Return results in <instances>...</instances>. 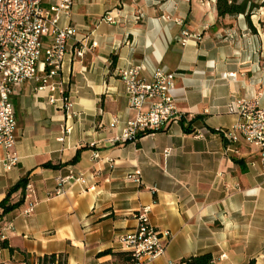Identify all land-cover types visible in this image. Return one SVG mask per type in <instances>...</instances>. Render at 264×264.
Instances as JSON below:
<instances>
[{
  "label": "crops",
  "instance_id": "0c3cea01",
  "mask_svg": "<svg viewBox=\"0 0 264 264\" xmlns=\"http://www.w3.org/2000/svg\"><path fill=\"white\" fill-rule=\"evenodd\" d=\"M214 4L74 1L59 26L73 28L75 37L61 73L47 82L57 90H39L43 84L29 80L11 94L16 144L8 153L15 164L6 169L0 149V202L27 177L34 208L25 215L24 202L0 217L6 245L0 264H39L51 255L66 264H132L117 239L136 228L143 208L149 224L169 234L164 255L150 264H186L204 255L210 264H264V161L256 147L222 136L238 121L230 102L257 98L264 106V7L219 17ZM109 13L115 25L101 20ZM49 43L45 38L43 45ZM80 43L86 51L75 59ZM134 66L146 83L157 69L175 75L172 96L185 119L110 146L119 132L109 129L111 119L135 117L119 76ZM70 175L84 182H69L56 194L57 179Z\"/></svg>",
  "mask_w": 264,
  "mask_h": 264
},
{
  "label": "built area",
  "instance_id": "2783aa9c",
  "mask_svg": "<svg viewBox=\"0 0 264 264\" xmlns=\"http://www.w3.org/2000/svg\"><path fill=\"white\" fill-rule=\"evenodd\" d=\"M74 1L0 0V149L7 152L6 169L15 164V159L8 153L16 144V120L11 102L13 88L25 81L35 80L43 84L39 90L48 89L50 93L57 90L47 82L61 73L69 51L68 41L75 37L73 28L59 26L61 17L68 16ZM208 1L215 3V0ZM101 20L112 25L117 23L111 13ZM45 38H50L47 46L43 45ZM85 49L86 46L80 43L72 50L73 58L81 59ZM141 70V66H134L119 72L135 117L126 123H121L116 117L111 119L109 129H118L119 132L109 140L110 146L135 143L144 135L153 136L173 124H181L185 119V114L177 109L172 96L175 75L157 69L151 82L146 83L140 78ZM39 71L43 76H37ZM58 91L61 95L65 93L62 86ZM62 101L66 108L71 106L67 98ZM49 103H55L53 96L49 97ZM228 112L236 115L238 121L222 132L223 138L230 144L243 140L256 147L264 161V106L257 98L239 99L229 103ZM66 131L69 132V129ZM93 158H98V154L94 153ZM131 178L138 181L139 172ZM69 182L83 183L84 179L72 175L59 178L55 193L60 194ZM31 193L32 189L27 185L25 215L33 212ZM0 239L4 237L0 236ZM168 241V232H160L149 224L148 208L138 212L136 228L117 239L119 249L131 259L132 264H150L160 259Z\"/></svg>",
  "mask_w": 264,
  "mask_h": 264
},
{
  "label": "trees",
  "instance_id": "16d2710c",
  "mask_svg": "<svg viewBox=\"0 0 264 264\" xmlns=\"http://www.w3.org/2000/svg\"><path fill=\"white\" fill-rule=\"evenodd\" d=\"M215 9L217 10L219 17L225 16H238L244 14L246 10H255L260 6L264 7V3L261 5L253 4L249 0H215ZM182 124V122H181ZM185 132H188L184 129ZM44 168H53V166L45 165ZM28 185V178L23 177L20 181L7 190L6 196L2 202H0V217L12 213L13 211L20 208L24 203V197L26 192V187ZM17 193L20 194L19 200L13 202V196ZM6 247L5 243H0V249ZM128 261L132 263L131 259ZM211 256L204 255L200 257L191 258L186 262V264H210ZM39 264H66L65 260L61 256H45L39 260Z\"/></svg>",
  "mask_w": 264,
  "mask_h": 264
}]
</instances>
